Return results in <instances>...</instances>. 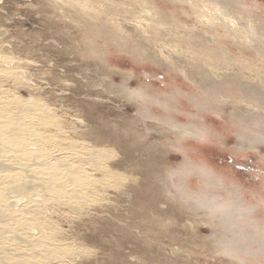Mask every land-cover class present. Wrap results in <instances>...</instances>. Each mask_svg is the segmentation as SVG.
Instances as JSON below:
<instances>
[{
	"label": "rangeland",
	"instance_id": "1",
	"mask_svg": "<svg viewBox=\"0 0 264 264\" xmlns=\"http://www.w3.org/2000/svg\"><path fill=\"white\" fill-rule=\"evenodd\" d=\"M4 124L0 264H264V0H0Z\"/></svg>",
	"mask_w": 264,
	"mask_h": 264
},
{
	"label": "bare ground",
	"instance_id": "2",
	"mask_svg": "<svg viewBox=\"0 0 264 264\" xmlns=\"http://www.w3.org/2000/svg\"><path fill=\"white\" fill-rule=\"evenodd\" d=\"M199 74H201V72L199 73ZM198 80V79H197ZM238 83L240 84V85H243L244 86V83H241V80H238ZM252 83V82H251ZM250 84V83H249ZM248 84V85H249ZM252 85H255V84H252ZM244 87H247L246 85L244 86ZM248 89H250V90H252V91H254V88L251 86V87H248ZM257 90V89H256ZM7 126V124H4V125H0V131H2L3 130V128L4 127H6ZM24 130V129H23ZM1 148V147H0ZM14 156V155H13ZM1 164H4L3 162H0ZM27 164V163H26ZM7 165H9V164H7ZM33 177V176H32ZM7 192H9V191H7ZM10 199V198H9ZM7 201L11 204V202H10V200H8L7 199ZM12 201V200H11ZM14 202H15V200H14ZM231 216V215H230ZM222 216V217H216L213 221H211V223H213L214 224V226H216V227H219L220 229L219 230H222V231H220V232H223V230L224 229H228V231H229V226H227L228 224L231 226V225H233L234 223H236L237 222V217L238 216H236V215H233V216ZM208 221V220H207ZM209 222V221H208ZM226 227V228H225ZM248 228H247V225H245L244 227H242L241 228V230L243 231V232H247L248 230H247ZM202 230V229H201ZM256 234H258V233H256ZM247 244H248V240L249 239H243ZM244 241H242L241 242V247H242V251H245V249L243 248V247H245V246H243V244H244ZM253 241L254 242H257L258 244H260V245H264V243H262V240L261 239H253ZM251 244V243H250ZM249 245V244H248ZM250 246V245H249Z\"/></svg>",
	"mask_w": 264,
	"mask_h": 264
}]
</instances>
